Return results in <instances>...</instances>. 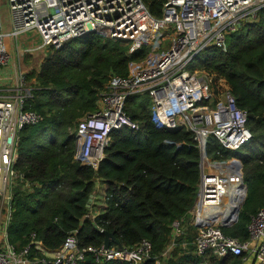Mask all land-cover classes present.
I'll return each mask as SVG.
<instances>
[{
    "label": "trees",
    "instance_id": "16d2710c",
    "mask_svg": "<svg viewBox=\"0 0 264 264\" xmlns=\"http://www.w3.org/2000/svg\"><path fill=\"white\" fill-rule=\"evenodd\" d=\"M143 2L151 15L162 16L165 0ZM226 42V51L208 47L188 69L205 75L211 104L229 91L247 113L250 141L235 151L222 150L225 158L241 161L243 193L239 210L221 229L245 241L251 217L264 208V7L256 20L230 33ZM148 51L144 46L129 54L128 43L91 32L47 53L29 101V108L44 119L20 132L15 165L30 184V189L19 183L13 190L7 235L19 249L28 244L31 233L52 251L60 248L69 234H75L82 248L100 247L104 232H112L125 247L147 239L153 256H161L171 245L172 223L182 220L184 234L163 264H244L243 256L218 258L193 253L195 227L189 224V210L199 178L198 148L192 132L153 125L149 97H128L126 112L140 124V130L113 131L97 169L74 159L76 135L68 129L96 109L98 95L111 75L126 76L128 62L142 60ZM47 131L51 133L48 143L39 144L37 139ZM177 142L181 144L177 146ZM216 150L221 147L212 137L208 152ZM98 182L104 186V206L92 215V205L87 204L90 195L95 197L99 191ZM232 188L235 192L236 186ZM36 256L32 250L29 258ZM80 264L98 263L87 255Z\"/></svg>",
    "mask_w": 264,
    "mask_h": 264
},
{
    "label": "built area",
    "instance_id": "2783aa9c",
    "mask_svg": "<svg viewBox=\"0 0 264 264\" xmlns=\"http://www.w3.org/2000/svg\"><path fill=\"white\" fill-rule=\"evenodd\" d=\"M10 10L9 30H2L0 11V264H80L91 255L98 264H163L169 250L184 234L182 220L172 223L170 247L153 256L152 244L142 239L132 247L80 248L75 234H69L60 248L47 250L31 233L28 244L18 248L8 240L7 229L13 215V190L19 183L30 184L16 170L20 132L41 123L44 116L29 108L36 71L24 70L20 61L32 58V51L44 47L58 49L65 43L91 32L111 40L128 43L132 54L150 44L146 56L130 60L127 75H111L98 95L96 109L76 124L74 159L97 169L105 157L111 133L128 129L139 131L140 124L126 112L128 97L143 94L151 100V121L156 128H184L192 132L199 152V178L196 197L189 210V224L194 226L192 250L198 256L213 254L253 255L256 264H264V208L251 217L248 239L223 233L219 222L227 218L243 193L241 165L237 158H225L224 151H235L252 138L247 113L235 97L223 92L212 103L205 75L190 71L193 59L208 47L226 51V38L244 23L256 20L264 0H165L162 16L149 13L143 0H7ZM34 32L41 45L26 48L20 36ZM170 31V34H169ZM162 32L165 34L161 35ZM169 40L166 50L157 51ZM24 42V41H23ZM13 48L16 59L12 57ZM44 52H39V54ZM214 137L221 150L209 154ZM181 143L177 142L179 146ZM212 156L210 158L209 156ZM232 167V168H230ZM98 182L96 187L100 188ZM234 202L231 199L232 186ZM34 250L39 256L29 258ZM52 252V253H49Z\"/></svg>",
    "mask_w": 264,
    "mask_h": 264
},
{
    "label": "rangeland",
    "instance_id": "374dc122",
    "mask_svg": "<svg viewBox=\"0 0 264 264\" xmlns=\"http://www.w3.org/2000/svg\"><path fill=\"white\" fill-rule=\"evenodd\" d=\"M0 11H1V18H2V30L4 32L9 30V25H10V10H9V6H8V2L7 0H0ZM34 32L32 31H28L25 35L20 36V40H18L20 42H22V47L26 48L28 46H31L32 44L34 45V47L40 46L41 45V40L40 38L36 35L33 34ZM165 34V32H162L161 35ZM170 34V31H169ZM24 41V42H23ZM168 43L169 40H167L166 43H163L162 46H158L159 48L157 49V51H162V50H166L168 47ZM151 46L148 44V48L150 49V47H152L153 45H156L155 42L151 41L150 42ZM49 48L48 47H44L41 51H32L31 55L32 58L29 57H23V59H21L20 64H21V68L24 70H29V68L31 70H35L38 69V65L40 64V60L41 63L44 61V59L46 58V56L48 55L47 53H49ZM39 52H44L39 54ZM12 57L13 59H16V51L13 48L12 50ZM193 61L190 63V65H192ZM188 68H190L188 66ZM30 71V70H29ZM137 96H146L143 94H135ZM75 128H69L68 132L72 133L74 132ZM51 133L49 131L47 132H43L41 133V135L39 136V138L37 139V142L41 145H46L49 141V137H50ZM210 158H212V156H209ZM103 188H100L99 191L97 192V194L95 195V197L93 198V201L91 203L92 208H91V214L94 215L96 214V212L101 209L100 206H104V198H103Z\"/></svg>",
    "mask_w": 264,
    "mask_h": 264
},
{
    "label": "water",
    "instance_id": "95a60500",
    "mask_svg": "<svg viewBox=\"0 0 264 264\" xmlns=\"http://www.w3.org/2000/svg\"><path fill=\"white\" fill-rule=\"evenodd\" d=\"M240 165H241V161H240ZM241 184L243 185V176L241 177ZM93 198H94V195H90L87 207L90 206V204L93 201ZM239 207H240V203H238L234 207V209L230 213V215L227 218H225L224 220H222L221 222H219V224L221 226H227L232 221V219H233L234 215L236 214V212L239 210ZM111 244H115L117 247H121L122 246L120 240H118L114 236V234L112 232H104V241H103L104 248H108Z\"/></svg>",
    "mask_w": 264,
    "mask_h": 264
},
{
    "label": "crops",
    "instance_id": "0c3cea01",
    "mask_svg": "<svg viewBox=\"0 0 264 264\" xmlns=\"http://www.w3.org/2000/svg\"><path fill=\"white\" fill-rule=\"evenodd\" d=\"M100 188H103L102 184L99 185ZM101 209V206L100 208ZM99 212V210L96 212V214ZM49 253H52V252H49ZM247 259L244 260V264H256L255 260H254V256L253 255H250L248 257H246Z\"/></svg>",
    "mask_w": 264,
    "mask_h": 264
},
{
    "label": "bare ground",
    "instance_id": "6f19581e",
    "mask_svg": "<svg viewBox=\"0 0 264 264\" xmlns=\"http://www.w3.org/2000/svg\"><path fill=\"white\" fill-rule=\"evenodd\" d=\"M230 168H232V167H230ZM233 194H234V191H233V188L231 189V199H230V201H229V205L228 206H226L227 207V209H231V207H232V203L234 202V198H233Z\"/></svg>",
    "mask_w": 264,
    "mask_h": 264
}]
</instances>
